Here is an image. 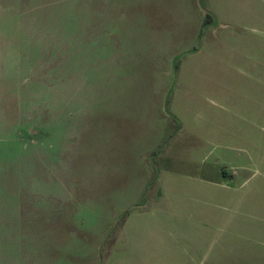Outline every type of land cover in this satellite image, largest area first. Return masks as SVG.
<instances>
[{
    "label": "rangeland",
    "instance_id": "1",
    "mask_svg": "<svg viewBox=\"0 0 264 264\" xmlns=\"http://www.w3.org/2000/svg\"><path fill=\"white\" fill-rule=\"evenodd\" d=\"M255 169L264 0H0V264H105L158 183Z\"/></svg>",
    "mask_w": 264,
    "mask_h": 264
},
{
    "label": "crops",
    "instance_id": "2",
    "mask_svg": "<svg viewBox=\"0 0 264 264\" xmlns=\"http://www.w3.org/2000/svg\"><path fill=\"white\" fill-rule=\"evenodd\" d=\"M258 169L236 184L188 174L158 183L105 264H264V206L250 204L264 195L253 186L264 184Z\"/></svg>",
    "mask_w": 264,
    "mask_h": 264
}]
</instances>
